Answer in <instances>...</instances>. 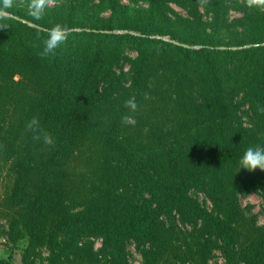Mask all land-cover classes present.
Here are the masks:
<instances>
[{
	"label": "trees",
	"instance_id": "obj_1",
	"mask_svg": "<svg viewBox=\"0 0 264 264\" xmlns=\"http://www.w3.org/2000/svg\"><path fill=\"white\" fill-rule=\"evenodd\" d=\"M138 1L54 0L39 20L28 0L8 10L0 264L17 251L22 264H130L131 244L142 264H212L217 251L264 264V223L243 205H264V172L239 169L264 147V0ZM56 24L68 39L42 59ZM33 117L52 145L33 139Z\"/></svg>",
	"mask_w": 264,
	"mask_h": 264
},
{
	"label": "clouds",
	"instance_id": "obj_2",
	"mask_svg": "<svg viewBox=\"0 0 264 264\" xmlns=\"http://www.w3.org/2000/svg\"><path fill=\"white\" fill-rule=\"evenodd\" d=\"M53 2L54 0H28V14L36 20L42 19L45 14V10ZM15 4L16 0H0V29H8L9 26L6 23H3V21L11 18V13L8 10L13 8ZM69 32L70 29L66 25L56 24L52 26L47 33V38L43 41V48L39 52V56L42 59L48 58L49 56H55L57 49L66 43ZM145 99H149V95L147 93L145 94ZM124 107L127 108L130 113H136L139 106L136 103L135 97H131L125 101ZM257 111L261 115H264V106L258 104ZM134 122L135 120L133 115L126 114L122 117V123L124 124H134ZM27 129L34 133L33 139L35 141L43 139V142L46 145H52L54 143L51 133L42 131L38 118L33 117L27 123ZM239 169L247 170L250 173L255 172L256 170L264 172V147L249 146L239 160Z\"/></svg>",
	"mask_w": 264,
	"mask_h": 264
},
{
	"label": "rangeland",
	"instance_id": "obj_3",
	"mask_svg": "<svg viewBox=\"0 0 264 264\" xmlns=\"http://www.w3.org/2000/svg\"><path fill=\"white\" fill-rule=\"evenodd\" d=\"M124 3L129 5H144L142 1L138 0H123ZM55 2H53L54 4ZM180 11V9H177ZM245 121L247 122V118H245ZM7 183L0 185V199L3 197V194L6 192ZM203 198V197H202ZM201 198V201H204V199ZM243 205L245 207H250L252 212L257 215L259 222L261 224L264 223V205L263 201L260 197L256 195L249 196L243 200ZM1 209H0V217L1 215ZM95 252L100 251L101 249V240H95ZM129 251V262L130 264H142V258L141 254L139 253L138 248H136L135 244H131L128 248ZM0 253L2 256H6V249L3 246V240L0 241ZM44 255L46 256L45 252ZM15 262L16 264H22V251H17L15 253ZM212 264H225L222 255L219 251L216 252L215 257L212 259Z\"/></svg>",
	"mask_w": 264,
	"mask_h": 264
}]
</instances>
